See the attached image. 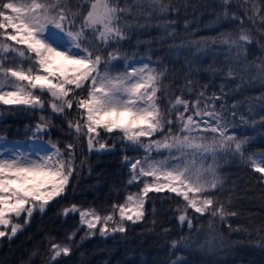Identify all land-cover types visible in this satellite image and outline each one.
Here are the masks:
<instances>
[{
    "label": "snow or ice",
    "instance_id": "1",
    "mask_svg": "<svg viewBox=\"0 0 264 264\" xmlns=\"http://www.w3.org/2000/svg\"><path fill=\"white\" fill-rule=\"evenodd\" d=\"M231 2L220 0L222 11L216 14V21L239 20L238 28L170 47H222L229 60L226 72L224 67L218 71L225 72V81H240L233 91L241 90L245 74L253 70L256 76L248 83L259 80L264 86V58L259 64L248 61L252 28L229 11ZM260 2L261 8H245L244 15L264 35V0ZM179 3L134 0L143 16L141 22L128 0H123V6L121 0H0V105L8 106L5 111L9 114L41 113L34 124L25 126L23 141L12 143L0 135V226L5 229L0 230V238L11 241L27 229L37 213L44 214L53 204L66 201L70 190L75 192L73 179L79 177L85 163H77V142L86 141L89 153L98 155L112 152L119 143L125 153L122 161L129 168L128 179L121 186L123 199L100 208L69 203L60 209L58 215L65 217L78 214L79 223L62 240L46 237L43 264H61L62 257H69L79 243L97 234L103 238L126 236L130 227L146 219V204L153 193L175 202V218L190 232L194 221L205 214L210 228L217 219L224 223L238 215L230 210L231 195L227 202L219 198L226 183L221 174L225 157L239 159L259 174L256 178L264 185V151H251L253 137L237 133L240 102L231 105L229 118L227 83L220 85L218 93L208 95L209 85L196 91L186 76L176 95L164 83L168 69L159 59L154 61L149 55L140 61L129 60L121 52L131 33L153 27V20L155 27L175 41L176 21L168 17L179 14ZM184 28L187 32V20ZM122 60L123 70L117 71ZM184 89L187 97L194 93L195 98H186ZM258 99L264 104V95ZM47 109L51 112L45 114ZM54 116L67 119L72 140L63 146L51 138ZM239 120L247 126L251 117L242 114ZM257 123L264 130V116L259 122L251 120L253 131ZM127 151H142L143 155L129 157ZM152 212L155 217L154 204ZM257 231L256 243L264 246V229ZM180 245L189 246V238L172 240L173 253ZM38 255L44 256L33 249L20 264H31ZM170 264L187 262L176 256Z\"/></svg>",
    "mask_w": 264,
    "mask_h": 264
},
{
    "label": "trees",
    "instance_id": "2",
    "mask_svg": "<svg viewBox=\"0 0 264 264\" xmlns=\"http://www.w3.org/2000/svg\"><path fill=\"white\" fill-rule=\"evenodd\" d=\"M128 2L133 15L142 22L143 16L139 14L134 0ZM253 5L257 9L262 7L260 0H232L229 11L242 18L245 27L252 28L253 39L247 44L246 55L249 62L259 64L261 58H264V35L256 27H252L244 15V9ZM221 11L220 0H187L186 5L184 0H180L179 14L173 13L168 17L176 21L175 41L167 38L163 29L155 27L156 21L153 20V27L133 31L130 39L123 43L121 52L127 53L129 60L149 55L154 61L159 59L168 69L164 83L170 84L168 91L175 92L176 95H180V85L185 82L186 76L196 85V91L202 90L203 85H209L208 95L214 91L218 93L220 85L227 83L225 92L228 93V116L231 117V105L240 102L235 123L237 133L252 136L250 150L259 153L264 151V130L257 123L253 131L251 120L259 122L260 117L264 116V104L258 99L264 95V86L259 80L248 83V79L255 77L256 72L253 70L245 74L241 90L233 91L240 81L224 79L227 70L225 62L229 60L224 48L198 50L195 46L190 49L187 46L179 49L170 47L181 41L216 36L220 32L238 28L239 20L216 21V14ZM185 20L189 22L187 32L184 28ZM123 63L122 60L117 65V71L123 70ZM221 67L225 68V72L218 71ZM187 91L184 89L185 97L194 99L195 94L187 97ZM7 107L0 105V111L4 112L0 116V135H4L9 142L23 141L25 126L34 124L41 113L9 114L5 111ZM50 112L47 109L45 114ZM242 114L251 117L247 126L239 120ZM51 122L54 125L51 128L53 141L58 140L63 146L72 140L64 116H54ZM75 153L78 164L80 160L85 161L79 177L73 179L75 192L70 190L66 201L53 204L44 214L37 213L27 229L11 241L0 238V264H20L33 249H39L44 256L33 257L31 264H43V258H46V237L54 236L58 241L62 240L79 223L78 214L66 217L58 215L59 210L69 203L100 208L114 201H122L124 190L121 186L128 179L129 168L122 161L125 153L119 143L112 152L98 155L95 152L89 153L86 141L77 142ZM127 155L141 157V153L136 151H127ZM221 174L226 183L219 198L227 202L231 195L230 210L239 213L228 217L224 223L217 219L210 228L209 216L205 214L194 221L195 227L190 232L186 224L182 227L176 220L175 216L178 214L173 211L175 202L162 200L163 194L153 193L146 204V219L130 227L126 236L116 234L114 238H103L97 234L79 243L69 257H62L61 264H170L176 256H182L187 264H264V246L256 243L260 235L257 230L264 229V185L256 178L259 174L254 173L239 159L230 157L221 161ZM117 189L120 190L119 194ZM131 191H136V188ZM153 204L156 208L155 217L152 212ZM164 229L169 230L167 234L163 232ZM81 235L83 232L75 240L79 241ZM181 236L188 237L190 245H180V250L173 253L171 241ZM206 242L211 243L209 245ZM201 245H205L204 248Z\"/></svg>",
    "mask_w": 264,
    "mask_h": 264
},
{
    "label": "rangeland",
    "instance_id": "3",
    "mask_svg": "<svg viewBox=\"0 0 264 264\" xmlns=\"http://www.w3.org/2000/svg\"><path fill=\"white\" fill-rule=\"evenodd\" d=\"M141 58H144V57H141ZM141 58L134 59V60H136V61H140V60H141ZM137 66H138V65H137ZM12 143H15V142H12ZM140 153H141V157H142V155H143V152L141 151ZM0 230H5V229H4V227H3V226H0ZM9 230H10V229H9Z\"/></svg>",
    "mask_w": 264,
    "mask_h": 264
}]
</instances>
